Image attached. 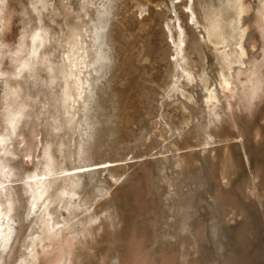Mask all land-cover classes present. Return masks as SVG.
<instances>
[{"label": "rangeland", "instance_id": "rangeland-1", "mask_svg": "<svg viewBox=\"0 0 264 264\" xmlns=\"http://www.w3.org/2000/svg\"><path fill=\"white\" fill-rule=\"evenodd\" d=\"M0 264H264V0H0Z\"/></svg>", "mask_w": 264, "mask_h": 264}, {"label": "bare ground", "instance_id": "bare-ground-1", "mask_svg": "<svg viewBox=\"0 0 264 264\" xmlns=\"http://www.w3.org/2000/svg\"><path fill=\"white\" fill-rule=\"evenodd\" d=\"M79 48H80V47H79ZM75 49H76V48H75ZM100 49H101V48H100ZM71 50H72V49H71ZM101 51H102V54L100 55V57H101V58H105V57H106V54H107L106 51H104L103 48H102ZM67 53H68V52H67ZM99 53H100V52H99ZM75 55H76V54H75ZM76 57H77V56H76ZM74 58H75V57H74ZM70 60H71V59H70ZM100 60H101V59H100ZM69 62H70V61H69ZM72 63H73V61H72ZM25 65H26V63H25ZM85 65H86V64H85ZM69 68H70V67H69ZM74 71H75V70H74ZM71 73H72V72H71ZM254 83H255V82H254ZM254 83H252L251 86H253ZM77 84H78V83H77ZM228 84H229V82H228ZM74 85H75V84H74ZM257 85H258V84H257ZM226 86L228 87L227 82H225V84H224L223 87L227 89ZM253 87H255V86H253ZM253 87H252V89H254ZM229 89H230V88H229ZM250 89H251V88H250ZM227 90H228V89H227ZM255 90H256V89H255ZM231 95H232V94H231ZM209 98H214V97H213V96H210ZM215 100H216V98H215ZM210 102H211V100H210ZM207 141H208V140H207ZM77 168H79V167H77ZM77 168L75 169V172H78V171L80 172V170L77 169ZM89 169H91V168H89ZM93 169H94V168H93ZM83 170H84V169H83ZM86 170H87V169H86ZM49 171H50V170H49ZM81 171H82V170H81ZM45 173H46V172H45ZM36 176H38V174H35L34 177H33V178H34V181H33V182H34V185H35V187H36L35 190H34V198H35V197H40L41 195H43V193H42L43 186H42L41 180H40L39 178L36 179ZM32 188H33V187H32ZM31 195H32V193H31ZM32 197H33V196H32ZM49 227H50V226H49ZM49 227H48V228H49ZM52 227H54V226H52ZM3 232H4V231H3ZM7 234H8V233H7ZM2 238H3V240L5 241V240H6V235L4 234ZM2 238H1V239H2Z\"/></svg>", "mask_w": 264, "mask_h": 264}]
</instances>
